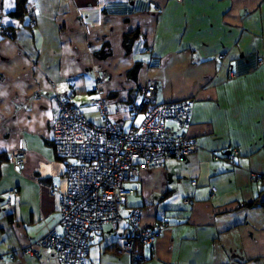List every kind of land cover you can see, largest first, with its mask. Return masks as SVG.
Returning a JSON list of instances; mask_svg holds the SVG:
<instances>
[{"label": "crops", "instance_id": "0c3cea01", "mask_svg": "<svg viewBox=\"0 0 264 264\" xmlns=\"http://www.w3.org/2000/svg\"><path fill=\"white\" fill-rule=\"evenodd\" d=\"M28 5L35 25L28 12L23 22L10 16L16 0H0V28L13 34L0 32V154L9 158L1 167L0 264H58L49 249L28 253L49 228L63 229L60 198L49 193L65 188L69 162L53 144L56 96L100 124L89 101L103 71L115 118L116 110L139 105L147 82L156 86L157 103L191 100L188 134L198 150L127 184L136 192L124 217L141 209L142 227L165 225L155 247L137 243L126 253L125 224H107L84 264H264V0ZM232 148L239 151L234 163L227 159ZM19 149L26 162L15 167L10 157Z\"/></svg>", "mask_w": 264, "mask_h": 264}, {"label": "built area", "instance_id": "2783aa9c", "mask_svg": "<svg viewBox=\"0 0 264 264\" xmlns=\"http://www.w3.org/2000/svg\"><path fill=\"white\" fill-rule=\"evenodd\" d=\"M27 9L30 23L35 25V8L28 5ZM0 32L9 37L4 29L0 28ZM108 77L107 71L95 74L98 94L89 101L102 117L100 124L88 120L79 106L56 96L53 144L57 157L69 162L63 172L65 188L54 187L49 193L60 198L63 229L59 233L55 227L49 228L28 253L49 249L58 264H84L95 236L107 224H125L124 252L132 254L137 243L154 248L165 225L142 227L141 209L124 217V203L136 192L127 184L135 181L141 171L161 169L169 159H184L198 150L188 134L192 124L191 100L157 103L156 86L147 82L139 105L126 114L116 110L115 118L102 90ZM238 153L237 148H232L227 159L234 163ZM10 160L15 167H21L26 162L25 151L16 150ZM216 192L213 188L212 197ZM10 193L18 196L17 189ZM184 202L190 207L194 203L190 198ZM9 259L15 260L16 255L11 254Z\"/></svg>", "mask_w": 264, "mask_h": 264}, {"label": "trees", "instance_id": "16d2710c", "mask_svg": "<svg viewBox=\"0 0 264 264\" xmlns=\"http://www.w3.org/2000/svg\"><path fill=\"white\" fill-rule=\"evenodd\" d=\"M30 0H16V8L13 12L9 13L11 17L23 22L27 17V6ZM8 36L13 37L12 33H8ZM9 161L8 156L5 153L0 154V179H1V167L3 164ZM255 204H248L247 206L252 207Z\"/></svg>", "mask_w": 264, "mask_h": 264}, {"label": "snow or ice", "instance_id": "6c2138e0", "mask_svg": "<svg viewBox=\"0 0 264 264\" xmlns=\"http://www.w3.org/2000/svg\"><path fill=\"white\" fill-rule=\"evenodd\" d=\"M9 7H11V5H9Z\"/></svg>", "mask_w": 264, "mask_h": 264}]
</instances>
